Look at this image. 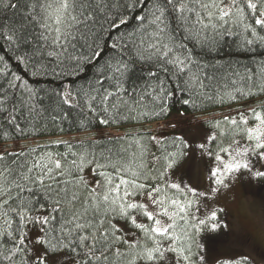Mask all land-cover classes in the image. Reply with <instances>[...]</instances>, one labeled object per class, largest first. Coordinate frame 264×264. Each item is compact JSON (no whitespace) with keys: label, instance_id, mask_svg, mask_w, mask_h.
Segmentation results:
<instances>
[{"label":"snow or ice","instance_id":"snow-or-ice-1","mask_svg":"<svg viewBox=\"0 0 264 264\" xmlns=\"http://www.w3.org/2000/svg\"><path fill=\"white\" fill-rule=\"evenodd\" d=\"M117 6L134 14L113 15ZM3 9L17 12L5 15ZM260 32L264 0H0V64L2 54L13 50L22 53L19 61L59 69V74L79 75L85 63L95 68L94 77L79 90L65 88L54 95L61 107L95 117L94 125L90 119L81 120L80 131L92 125L100 133L30 150L9 148L4 125L14 130L18 142L29 134L21 122L43 120L45 109L37 105L31 89L13 99L0 85V264H18L26 252V223L40 226L35 243L41 247L29 257L32 264H48V253L63 249L72 254L70 264H160L166 253L173 254L175 264L202 261L203 256L192 253L185 206L162 195L163 177L174 161L155 177L160 157L153 153L147 159L143 135L105 134L101 126L159 117L176 93L188 96L183 103L193 107L196 98L227 96L237 101L264 95V58L245 65L223 63L221 58L234 35L244 36L248 46L264 44ZM104 33L107 43L100 47L97 41ZM16 80L21 83L8 87L23 90L26 81L19 76ZM223 119L245 141H235L239 150L224 165V175L246 169L264 178V170H255L249 158L264 160V106H249ZM54 147L63 150L53 151ZM216 183L223 184V179L218 177ZM140 194L154 210L136 199ZM137 212L152 224L138 223ZM117 218L131 223L142 236L133 233L129 239ZM208 219L216 220V213ZM219 226L210 225L212 230ZM237 264H249V258L241 257Z\"/></svg>","mask_w":264,"mask_h":264},{"label":"trees","instance_id":"trees-1","mask_svg":"<svg viewBox=\"0 0 264 264\" xmlns=\"http://www.w3.org/2000/svg\"><path fill=\"white\" fill-rule=\"evenodd\" d=\"M124 2L130 3L131 0H124ZM5 15H9L12 12H17V9H3ZM119 12L122 16H130L134 13H130L122 6H117L113 10V15ZM248 22V21H246ZM129 28L133 27V22L129 21ZM258 32L260 31L257 29ZM236 30L234 29V32ZM261 35H264V32H260ZM108 34L104 33L100 36V39L97 41V44L100 47H104L107 43L106 36ZM244 36H233L228 40V44L231 45L228 48L227 53H221V58L223 63H231L233 65H245L250 64L254 60H259L264 58V44H260L258 42H254L253 45L248 46L244 44ZM235 41V43H233ZM237 45H243L244 47H251L253 49L252 52H241ZM107 51V48H105ZM4 56L2 64H0V85L4 86L7 89L8 96L10 98H16L26 94L27 89H31V91L35 94V100L38 106H42L45 109L44 119L38 122H29L25 124L23 121L21 122V127L26 128V131L29 133L24 138L18 139L15 136L14 130L8 126L4 125L3 131L8 133L9 136L5 137L6 144L9 148L12 147H20L26 150H30L32 148L42 145L49 144L56 140H64L74 142L75 139L87 137H95L100 135L97 132L96 128L90 125L87 131L79 130V122L81 120H85L86 122L90 119L95 122V117L92 116L91 113L87 114V117L78 111L77 109H67L66 106L61 107L58 101V97L54 94L63 91L65 88H71L76 91L79 90L81 85L88 82L90 78L94 77L95 68H91L88 64H82V71L79 75L75 72L59 74V69L53 71L52 68L41 69L39 65L33 67L32 62L24 60L19 61L21 52L8 50L7 53L2 54ZM227 56L225 59L224 57ZM248 57V58H245ZM140 68L135 69V72H139ZM21 77L26 84L23 86V90H17L16 88H9L8 85L10 83H15L19 85L21 82L16 80V77ZM188 99V96L180 93H176L173 96L167 99V112L165 114L160 115L159 117H153L152 115L148 116L146 119H138V120H129L122 121L118 124H113L111 127L105 128L101 126L103 132L105 134L111 133L113 135H122L125 133H130L132 135L140 134L145 137L144 143L148 149L147 159L151 160L152 154L155 153L156 156L160 157V159L156 162L157 168L153 171V175L155 177H159L160 172L164 171L167 167V164L170 161H174L170 168H167L165 175L163 177L164 180V190L162 195H166L167 198L175 199V197L182 199L181 195L187 196L188 199H192V193H195V197L199 194L198 192L190 191L186 193H179L178 191H169L168 185L172 183L169 180V175L171 171L176 170L177 167L183 163L187 151H188V143L185 138L180 133L182 127L188 123L192 122H202L204 124H209L213 122H225V116H236L237 112L245 111L247 107H262L264 106V95H257L255 97H247L245 99H239L237 101H231L227 96L224 97L223 100L219 98L209 99L205 98H196L195 105L193 107L190 103L189 105H185L183 101ZM67 111V116L65 117L63 114ZM156 111H159V108H156ZM183 113V115H181ZM51 116H56V120L53 121ZM180 116L175 119L173 122H167L173 117ZM160 122H164L165 125L159 127H153L154 124H159ZM167 122V123H166ZM226 124V123H224ZM127 126V127H126ZM231 126V125H229ZM180 128V131L178 130ZM62 129V130H60ZM227 143L226 146L233 140L234 136L230 138V135L234 133L231 130H227ZM238 135V134H237ZM236 135V136H237ZM155 136L157 139L153 141L151 137ZM239 136V135H238ZM240 138H243L240 136ZM13 144V145H11ZM53 151H62V147L57 149L53 148ZM168 156L169 161H165L164 157ZM179 177V185L183 187L188 186L184 185V177L182 174L178 173ZM155 182V181H153ZM261 184V182H260ZM262 183L259 185L257 192L255 195L258 197H262L264 199V187ZM167 188V189H166ZM173 189V188H172ZM198 193V194H197ZM136 197L139 200L140 196ZM187 203V202H186ZM186 203H183L185 206ZM191 205V204H190ZM189 209V207H185V210ZM137 219L142 220L145 225H151V221H148L145 216L141 213H134ZM263 214H264V204H263ZM119 220V225L123 228L127 233L133 234V229L135 228L131 223L127 222L122 218H117ZM138 222V221H137ZM115 223V221H114ZM28 223L22 229V234L26 233V229ZM15 228L16 225L14 224ZM138 230V229H137ZM139 232V230H138ZM142 234V233H141ZM244 235L247 238V242L251 243L252 240L248 234L244 232ZM47 240L48 237H45ZM245 240V239H244ZM54 242V241H53ZM26 252L21 254V257L18 260V264H32L29 257L31 254L29 252V246L26 240L25 244ZM256 248V247H253ZM65 252L68 256L72 258V254L70 250L63 249L60 252ZM59 251L55 252L58 253ZM48 254H53L49 252ZM48 264H50L48 262Z\"/></svg>","mask_w":264,"mask_h":264},{"label":"rangeland","instance_id":"rangeland-1","mask_svg":"<svg viewBox=\"0 0 264 264\" xmlns=\"http://www.w3.org/2000/svg\"><path fill=\"white\" fill-rule=\"evenodd\" d=\"M179 117H173L167 122H173ZM161 125L163 127L165 123L160 122L153 127ZM229 125L231 124L228 121L209 124L196 121L182 127L180 133L188 143V151L183 163L176 170L171 171L169 180L172 184L179 185L178 173L182 174L184 185L188 188L179 185V189L170 187L168 190L179 193L187 191L189 194L190 191L199 193L197 197L192 193L193 197L190 200L187 196L181 195L185 201L175 197L182 204L187 202L185 207H189L183 213L189 226L188 231L191 236L189 243L194 257L196 254L203 256V260L197 259L195 264H237L239 258L245 256L249 258V264H264V251L253 248L243 233L248 231L253 234L249 235L250 238L260 241L264 249V199L255 195L256 188L264 183V178L255 177L246 169L224 175V165L231 163L235 151L239 150L235 141L245 143L236 127ZM228 129L234 132L230 138L235 136L226 146ZM178 130L180 131V128ZM225 149L227 151H224ZM218 156L220 159H217ZM249 158L255 170H264V160H257L254 155ZM214 171L217 172L216 176L213 175ZM218 177L223 179V184L216 183ZM138 201L147 204L148 210H154L151 201L145 195L142 194ZM213 212L216 213V220H209L208 217ZM36 214L32 213V215ZM161 219L166 218L161 217ZM199 220H206L207 223L199 225ZM137 221L145 224L140 219ZM213 223L220 226L212 230L210 225ZM193 225L197 227H192ZM27 226L25 234L32 256L34 250L41 247L35 243V238L40 235V226L34 223H28ZM138 230L133 229V233L141 237V231ZM128 238L131 239L132 235L129 234ZM146 243L150 244V241ZM48 258L50 264H70L72 259L62 251L48 254ZM160 264H175L173 254L166 253Z\"/></svg>","mask_w":264,"mask_h":264},{"label":"flooded vegetation","instance_id":"flooded-vegetation-1","mask_svg":"<svg viewBox=\"0 0 264 264\" xmlns=\"http://www.w3.org/2000/svg\"><path fill=\"white\" fill-rule=\"evenodd\" d=\"M244 233V232H243ZM245 233L246 234H248V235H253V234H251L250 232H248V231H245ZM252 247H256V248H258L259 250H263L264 251V249H263V245L260 243V241H258V240H252Z\"/></svg>","mask_w":264,"mask_h":264}]
</instances>
